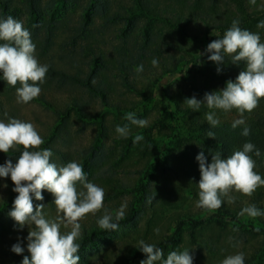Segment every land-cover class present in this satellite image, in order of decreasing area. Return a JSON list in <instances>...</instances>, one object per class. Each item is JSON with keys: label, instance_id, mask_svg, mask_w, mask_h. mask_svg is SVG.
<instances>
[{"label": "rangeland", "instance_id": "1", "mask_svg": "<svg viewBox=\"0 0 264 264\" xmlns=\"http://www.w3.org/2000/svg\"><path fill=\"white\" fill-rule=\"evenodd\" d=\"M220 4L224 5L223 2ZM254 5L260 7L264 5V0H256ZM175 8H178V5ZM132 18L133 21L112 19L103 21L98 18L95 24L88 25L93 31L94 38L99 42H92L93 38L88 36L81 42L76 41L74 47H63L69 48L68 51L63 52L58 45L59 38L46 55H38L40 51L36 49L40 63H51L52 67L66 73L61 76L55 72L46 75L41 91L50 105L35 99L27 104L17 103L15 88L7 95L0 94L2 104L7 109H12L16 113V118L32 122L44 140L56 133L57 136L50 143L51 146L61 153L64 152L68 158L66 162L75 160L81 163L88 174V179L105 190L104 207L109 212L114 213L122 203L126 202L125 214H130L128 206L130 187L137 177V169L141 167L142 158L137 160L134 151L122 158L124 148L122 139L115 131L116 125L127 123L123 117L130 111L135 112L139 118H147L149 122L159 119L162 112L160 104L166 99V94H177L181 90L190 93L193 85L197 87L202 85L204 75L200 72L206 71L203 58L207 39H204L202 33H194L195 25L202 22L195 20L189 23L186 32L198 36L193 38L185 36L181 31L161 20L152 22L144 16L136 18L132 16ZM197 27L201 28V24ZM204 30L205 28L201 29L205 32ZM261 30L264 37V29ZM124 32L126 34H123ZM145 35H148V38ZM88 42L91 48L101 46L108 61L105 66L96 65L94 53L87 48ZM132 54L133 58H130ZM153 58L159 61L158 70L151 65ZM120 61L124 62L135 88L144 87L147 93L144 96H149V99H145L138 90H134L135 88L128 90L123 86L118 75L121 68ZM141 63L144 65V72L138 75L135 67ZM93 67L97 70L90 84L88 79ZM101 79H105L112 88L106 101L93 87L94 82ZM2 82L4 80H0V83ZM73 99L83 104L85 111L83 114L87 117L80 118L70 111L62 124L63 127L51 132L52 129L55 130L54 125L59 118L58 112ZM138 103L143 105L137 107ZM117 107L122 110L118 111ZM253 112L254 110L251 113L246 112L245 120L255 116ZM96 113L100 118L87 119ZM227 115L239 116L238 113L231 112ZM100 123H103L107 129L102 138L96 140L101 132ZM18 147L20 150L13 151L9 155L1 154L0 164L7 159L15 163L22 151V148ZM98 148L104 150L107 157L105 160L97 159L95 162L91 151ZM58 151L53 150L52 159L58 165H62V154ZM156 169V177L153 181L159 186L164 180L162 173L158 171L160 169ZM10 183H13L10 178H0V264H21L23 258L20 259L18 254L11 251V246L19 241L21 246L26 247L27 241L24 238L29 228L25 226L19 229L13 218L8 215L13 205L8 195ZM164 187L163 197H169L170 201L162 203L161 200L158 205L138 208L132 214L133 219L120 223L119 230L105 231L99 228L100 231L92 235L90 241H81L85 243L78 253L81 257L79 264H122V261L128 259L131 264L135 257L134 250L138 249L135 244L139 240L156 242L167 236L180 219L209 218L208 216L213 213L196 206L199 198L198 186L188 187L187 183L178 178L174 172L166 175ZM231 195L235 197V202L225 203L217 209L223 214V218L215 216L211 218L217 219V223L210 222L204 224L202 228H194V238L189 236L190 232L187 228L183 229L177 251L191 248L190 253L194 255L196 250L201 249L200 255L194 256V264H221L227 255L236 252L245 254V264H264V217L250 218L239 215L240 223L229 220L232 212L234 214L240 212L248 204H255L264 209V187L258 188L250 197L239 192H233ZM49 198L54 200L53 195L44 196V200L39 203L45 205L44 211L48 217L55 219L58 213L53 201H48ZM103 214L104 209H101L95 215L87 214L81 220V239L85 233L91 232L97 225V219ZM211 219L207 220L211 221ZM155 229H159V232L157 233ZM69 230L70 226L61 228V231ZM210 248L213 249V253L207 255L205 250Z\"/></svg>", "mask_w": 264, "mask_h": 264}, {"label": "clouds", "instance_id": "2", "mask_svg": "<svg viewBox=\"0 0 264 264\" xmlns=\"http://www.w3.org/2000/svg\"><path fill=\"white\" fill-rule=\"evenodd\" d=\"M249 2L255 4L256 0ZM257 28L264 29V19L257 22ZM216 36L218 39L206 47V52L211 53L208 59L220 65L227 58L232 63H242L243 69L222 89L205 92L203 99L186 98L184 104L192 111L200 110L202 106L209 110L204 114V120L210 125L206 136L213 138L216 133L211 129L221 124L218 110L227 113L235 109L239 117L232 121L231 127L243 126L241 135L247 137L251 130L244 114L251 113L264 98V37L259 31L240 27L239 19H233L223 36ZM151 65L158 70V59L153 58ZM48 71L49 65L38 60L30 30L12 16H0V80L15 88L17 103L27 104L39 97ZM220 71L218 66L217 72ZM135 72L142 74L144 65H137ZM3 117L6 119L0 118V151L9 153L23 146L15 163L7 159L0 164V178H10L12 190L18 193L8 215L19 229L29 228L24 239L30 256L25 255L21 264H79L81 220L87 214L95 215L104 209V214L96 221L98 227L117 231L120 221L125 218L126 202L114 213L109 212L104 207L105 190L88 179L81 163L72 160L58 165L52 159V149L40 147L45 141L32 122L11 117L7 111L3 112ZM123 118L127 123L115 127L119 138H128L132 126L145 128L149 125L147 118H139L132 111L125 113ZM142 140L143 135L137 134L133 143ZM262 155L264 153L251 141L244 142L227 157L222 156L221 151H215L210 163L204 151H200L195 157L200 171L196 206L212 212L225 203H234L233 192L250 197L258 188L264 187V176L256 171L257 163L253 158ZM45 190L54 197L58 213L55 219L48 217L44 204L37 203L34 207L33 200L43 201ZM239 215L264 217V209L248 204ZM62 226H70V230L61 231ZM155 231L158 233L159 229ZM135 245L146 254L140 264H194L191 248L172 250L165 256L164 250L154 243L141 239ZM11 251L22 254L25 247L18 241L11 246ZM245 259L243 252H236L227 255L221 264H245Z\"/></svg>", "mask_w": 264, "mask_h": 264}, {"label": "trees", "instance_id": "3", "mask_svg": "<svg viewBox=\"0 0 264 264\" xmlns=\"http://www.w3.org/2000/svg\"><path fill=\"white\" fill-rule=\"evenodd\" d=\"M221 2L224 5L220 4ZM176 5H178V8H175ZM0 16H12L22 21L23 26L30 30L32 40L36 44V49L40 51L38 55H46L59 38L58 45L63 52L69 50V48L63 47H74L76 41L81 42V40H85L88 36L93 38L92 42H99V40L94 38L93 31L88 27L90 24H95L98 18L103 19V21L107 19L133 21L132 16H135V18L144 16L152 22L161 20L167 25L178 29L185 36L193 38H198V36L187 33V27H189L190 22L192 23L195 20L200 21L202 23L195 25L194 33H202L204 35V39H207V47L211 41L218 38L217 34L223 36L225 30L231 26L233 19H239L240 27L242 28H247L253 32H261L262 30L257 28V22L264 19V5L256 7L254 4H250L249 0H0ZM198 24H201V28L197 27ZM202 28H205V32L201 31ZM126 32L123 34H126ZM211 32L213 34L210 35ZM145 36L148 38V35ZM100 47L97 45L91 48L90 43L87 46L95 55L96 65L99 64L102 67L108 61L105 52ZM81 50L83 51V49ZM204 51L203 59H205L206 71L205 73L200 72L204 75L202 76L204 78L202 85L200 87L193 85L190 93L182 90L177 94L167 93L166 101H161L160 104L162 112L159 119L149 122V125L145 128L134 126L128 138H121L124 148L122 158L124 159L125 155L131 154L134 151L136 159L142 158V160L140 161L141 167L137 169V177L130 187V202L128 204L130 214H125V218L120 223L133 219L132 214L138 208L142 209L144 206L152 207V205H158L161 200H163L162 203L170 201L169 197L165 198L162 194L163 189H165L164 186H166V175L168 173L174 172L178 178L180 177L187 183L188 187L198 186L200 171L199 163L195 157L200 151H204L209 163L215 151H221L222 156L227 157L235 150L241 148L246 141H251L264 153V114L262 113L264 112V98L260 99L258 106L254 109L253 114L255 116L246 119V125L251 130L250 135L247 137L241 135L243 126L236 129L231 127L232 121L239 116L227 115L228 112L225 113L219 110L218 116L221 124L211 129L216 133V137L206 136L210 125L204 120V114L209 110L202 106L200 110L192 111L184 104L186 98L195 96L197 99H203L205 92L222 89L229 79L235 80L236 76L243 69L242 63L235 64L227 58H225L223 63L217 65L208 59L211 53L206 52V48ZM130 58H133V54ZM47 64L49 65L48 73L55 72L59 76L66 74L61 69L52 67L51 63ZM119 65L121 68L118 75L123 86L128 90H133L135 85L128 76L124 62L120 61ZM218 66L221 69L220 72H217ZM94 67L88 79V83L90 84L92 83L91 78L95 76L97 70ZM94 83L95 86L93 87L97 89L98 93L106 101L108 99L107 95L112 88L106 83L105 79ZM12 89L14 87L8 85L6 81L0 83V94L4 93V95H7ZM134 90H138L142 96L147 95L145 88L142 86ZM44 98L45 95L41 91L39 97L35 100H40L50 105L51 103ZM147 98L149 99V96L145 97V99ZM142 105L138 103L137 107ZM116 109L118 111L122 110L120 107ZM4 111H7L11 117H17L16 113L12 109H7L0 100V118L6 119L3 117ZM70 111H73L80 118L87 117L83 114L85 112L83 104L79 103L77 99H73L71 103H68L64 109L58 112L59 118L54 125L55 130L52 129L51 132H56L59 128L63 127L62 124L66 120V115L71 113ZM230 112L237 114L235 109ZM97 118H100V115L96 113V115L87 119L97 120ZM99 125L101 132L96 140L102 138L107 129L103 123ZM137 134L143 135L144 140L134 144L133 138ZM56 136V133L51 134L47 140H44L45 142L41 147L58 151L50 144ZM20 147L23 148L22 145ZM11 152L13 151L10 150L9 153ZM58 152L61 153V151ZM9 153L0 151V155H9ZM91 153L95 158V162L97 159L105 160L107 157L101 148L93 149ZM61 154L63 164H66L68 158L64 155V152ZM253 158L257 163L256 171L264 176V155L261 157L253 156ZM156 168L160 169L158 171L162 173L164 180L159 186L153 181L156 177ZM12 188L13 183H10L8 195L11 198V203H13L14 198L18 195ZM43 195L47 197L52 196L46 190L43 191ZM48 201L52 202L53 199L49 198ZM33 203L35 207V204L39 203V201L35 200ZM214 216L223 218V214L215 210L208 216L209 218L180 219L167 236L153 243L161 247L166 256L170 251L178 249L183 229L187 228V231L190 232L189 236L194 238V228H202L204 224L210 222L217 223V219H211ZM238 217L239 212L235 214L232 212L229 220L240 223ZM207 219H211V221ZM98 229L99 227L95 225L91 232L84 234L80 240L81 247L84 246L85 242L91 240L92 235L100 231ZM200 253L201 249L196 250L194 256L196 257ZM205 253L210 255L213 253V249H206ZM134 254L135 257L131 264H140V261L146 258V254L142 253L139 248L134 250ZM25 255L30 256L26 247L25 252L18 254V256L22 259ZM122 264H130V260H124Z\"/></svg>", "mask_w": 264, "mask_h": 264}]
</instances>
